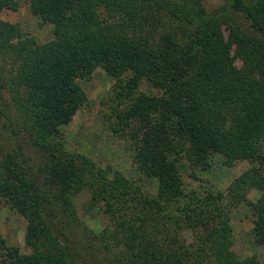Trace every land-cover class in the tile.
Here are the masks:
<instances>
[{"label": "trees", "instance_id": "1", "mask_svg": "<svg viewBox=\"0 0 264 264\" xmlns=\"http://www.w3.org/2000/svg\"><path fill=\"white\" fill-rule=\"evenodd\" d=\"M28 2L53 39L26 44L0 20V206L26 220L30 249L0 239V264H256L233 251L231 212H253L264 248V0ZM97 66L115 80L111 127L156 195L67 149L60 128L86 101L76 80ZM144 79L160 95L139 92ZM217 154L250 167L226 194L187 192L183 162L207 170ZM81 191L108 217L100 233L75 214Z\"/></svg>", "mask_w": 264, "mask_h": 264}, {"label": "rangeland", "instance_id": "2", "mask_svg": "<svg viewBox=\"0 0 264 264\" xmlns=\"http://www.w3.org/2000/svg\"><path fill=\"white\" fill-rule=\"evenodd\" d=\"M207 2L213 7L219 4L218 0ZM0 20L15 25L20 33L19 39L26 44L40 46L53 39L52 26L41 23L32 14L28 0H14L12 8L0 12ZM223 30L226 35V29ZM240 65L236 60V68ZM76 82L85 94L86 101L71 122L60 128L67 149L89 158L97 166L110 172L117 171L127 178L140 181L146 194L156 195V179L142 175L133 162L131 141L126 134L114 132L111 127L115 122L112 115L115 106V80L101 66H97L89 76L78 78ZM138 90L145 94L160 95L159 89L145 79L140 82ZM249 167L250 161L241 157L228 167L223 156L217 154L210 159L207 170L195 168L187 160L180 168L187 192L226 194L234 179ZM260 197L261 192L257 190L253 189L248 193V199L253 202ZM71 203L78 219L93 233H100L109 224L108 217L102 213L101 205L91 199L88 191L72 196ZM254 220L253 212L246 206L240 205L232 210L233 251L240 259L252 258L256 264H264V248L255 245L251 236ZM25 229L26 220L22 216L5 205L0 206V239L6 247L16 248L21 254L30 253L25 244ZM183 235L190 241L189 231ZM2 258L3 250L0 249V261Z\"/></svg>", "mask_w": 264, "mask_h": 264}]
</instances>
